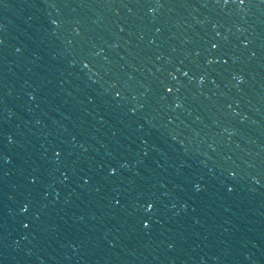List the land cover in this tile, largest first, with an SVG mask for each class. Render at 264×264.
Wrapping results in <instances>:
<instances>
[{"label": "water", "instance_id": "1", "mask_svg": "<svg viewBox=\"0 0 264 264\" xmlns=\"http://www.w3.org/2000/svg\"><path fill=\"white\" fill-rule=\"evenodd\" d=\"M0 264H264V0H0Z\"/></svg>", "mask_w": 264, "mask_h": 264}]
</instances>
